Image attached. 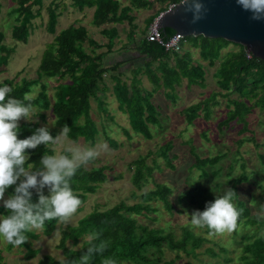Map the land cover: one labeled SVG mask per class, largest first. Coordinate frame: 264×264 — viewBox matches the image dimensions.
Returning <instances> with one entry per match:
<instances>
[{"label":"trees","instance_id":"1","mask_svg":"<svg viewBox=\"0 0 264 264\" xmlns=\"http://www.w3.org/2000/svg\"><path fill=\"white\" fill-rule=\"evenodd\" d=\"M68 1L70 2L69 6L74 8L75 12L83 13L85 10H92L91 23L95 28H101L100 34L106 37V42L99 44L89 36L88 31L82 25L72 24L56 33L57 22L62 12L59 11L58 4L51 2L47 6L46 30L54 37L53 41L44 47L36 73L37 76L31 79L21 78L19 82L14 77L1 82L0 86L9 85L12 92L8 95L17 99H23L25 93L31 94L33 88L38 87L36 95L32 96V103L38 110L36 116L42 121L46 118V114L43 112L50 111L54 116V127L53 129L48 128L50 134L55 137L57 135L56 130H61L63 125L66 124L71 129L69 132L71 140L78 142L81 138L90 145L97 141V136L100 133L98 123L90 116L91 103L92 101L96 102L98 111L107 112L105 95L110 90L117 103V109L122 114L127 115L129 120L130 130L122 129L124 135L131 139L134 137L130 133L132 132L144 139H152L155 132L154 128L156 131L162 129L161 113L159 111L161 106L153 99L154 95L162 93L168 101L174 102L177 97L176 87L180 85L182 79H187L188 88L191 86L203 88L205 86L203 67L199 62H193L190 53H170L165 51L160 44L149 42L145 37V30L160 13L166 11L170 5L177 4L182 0H126L124 4L119 0ZM11 2L15 5L10 10V15L14 16V24H12L10 33L11 39L14 43L26 44L32 32V21L40 15L42 0H11ZM60 3L62 8L65 9L66 6L62 1ZM157 3L162 4V7L145 19L143 34L136 37L137 25L134 23L136 18L133 16V10L152 9ZM35 5H38V9L34 11L33 6ZM125 22L130 33L127 41L122 45V50L129 48L147 60L145 69L153 86L150 90L146 89L141 79L138 78L141 71L139 67L134 71L131 80L123 78L127 70L125 66L131 60L123 59L109 65L107 63L108 56L114 50L118 34V29L112 25ZM172 34L174 32L169 29L161 31L163 39H167ZM4 38L5 33L0 31V74L5 71L10 55L15 48L6 45ZM184 43H188L192 49H197L199 58L206 62L208 66H215L217 61H220L215 75L219 89L224 92V94H221L220 91L213 93L212 96L201 102L183 108L180 113L184 116L185 121L189 125H193V122L201 117V114L205 120L209 119L213 112L210 104L218 105L215 104L214 99L221 96L228 101L226 112L228 117L218 122V130L229 129L234 122L236 125H242L239 134L247 132L249 125L247 117L252 112L253 107L264 110V62H260L259 59L252 56L247 58L246 52L241 46L223 39L190 36L184 37L182 46L185 45ZM229 45H235L236 50L230 51L221 57L222 50ZM101 47L106 50L97 52L98 48ZM170 58H173L175 65H168L167 61ZM155 62L160 64L157 68L160 72L159 75L150 70V66ZM105 76H108L111 82V89L105 80ZM43 78H53L57 82L53 86L52 99L47 92V84L42 81ZM64 80L68 81L62 82ZM232 95L236 97L230 98ZM18 125V139H25L33 135L41 127L38 121H26L24 118L19 120ZM100 126L102 127L101 132L105 135L104 126ZM202 136L207 139L206 131L203 132ZM107 140L112 148L118 146L117 141L108 137ZM247 140L253 142L255 147L264 149V143L258 144L253 137L239 139L237 141L238 146H241ZM187 143L190 146L189 152L194 158V162L189 169L196 167L200 172L199 178H208L210 175L216 176L222 171L221 167L210 171H208V168H213L226 156V153L200 157L196 154L195 147L190 144V140ZM172 148V140H168L164 145L159 146L156 154L162 157L165 164L174 170L175 166L171 163V158H176V156H170L169 154ZM45 153L53 155L52 146L46 147L41 144L35 149H27L26 154L29 159L25 166L33 164L34 168H39L41 158ZM238 154V150L235 151V155ZM257 156L261 165L260 172L264 176V150L259 152ZM133 164L135 169L132 174V184L140 189L143 181L146 180L145 177H152L153 167L147 166L143 157L133 161ZM154 166L159 167L155 160ZM107 168V166L92 168L82 166L77 170L70 181V186L82 201L81 204L86 201L88 194L95 193L99 186L108 180V175L105 173ZM232 168V165H230L229 170ZM241 168L244 171L245 163L243 160ZM248 180L249 176L245 173L226 180L230 185L228 189H233L237 194L233 201L235 207L240 211L237 225L243 222L242 224L246 227L253 224L259 226L257 231L253 230L243 234L242 239L246 242L242 247L243 253L240 256V264H264V236L259 235V230L264 221L261 222L254 218L250 208L253 203H248L238 193L237 185ZM14 189L15 185L10 186L6 189L5 195L9 197L14 193ZM31 191L32 202H38L36 190L32 189ZM43 192L45 195H49L47 187ZM172 193V188L167 184L155 183L153 190L140 195L142 202L132 205L120 202L106 210L94 208L77 220L74 226L60 229V240L57 248L61 249L63 255L69 260L78 259L87 250L88 245L84 240L86 235L102 230V239L110 240L111 243L103 256L97 254L92 258L91 264H101L104 257L114 258L117 264H174L175 260L180 258L179 253L186 256H196V250L206 241L204 237L196 235L187 227H183L180 235L176 236L172 232H165L164 229L143 224L136 218L142 216L149 219L151 218L150 214L159 212L151 204V201L153 203L159 201L170 214L179 211L170 198ZM185 198L189 202L195 203L201 211L205 209L208 203L196 201L189 191L177 196L176 201L181 203ZM215 198L216 196L212 197L211 201H214ZM7 214H9L8 211L0 203V215ZM151 219L156 220L154 217ZM57 224L58 221L55 219L45 221L41 233L36 230L25 232L24 235L28 237V240L24 244L16 247L6 243L5 250L11 251L14 248H23L25 249L24 260L30 261L39 254V249L33 248L35 242L33 240L37 241L40 236H51ZM81 239L83 241L80 249H74L66 245L67 241H70L75 246ZM165 251L175 252V257L164 260ZM206 251L212 256H217L212 248H208ZM220 251L225 252V249L221 248ZM4 260L3 250L0 249V264H5ZM225 261L230 262L231 259L225 258ZM36 264H58V261L52 254H43Z\"/></svg>","mask_w":264,"mask_h":264},{"label":"rangeland","instance_id":"2","mask_svg":"<svg viewBox=\"0 0 264 264\" xmlns=\"http://www.w3.org/2000/svg\"><path fill=\"white\" fill-rule=\"evenodd\" d=\"M60 1L66 6L62 8ZM124 3L125 0H119ZM55 2L59 5V11L61 16L58 19L56 33L63 30L70 25H82L86 28L93 39L99 44L106 42V38L99 35L95 27L91 23L92 10H85V12H75L74 8L70 7L68 0H42V6L40 7V15L36 17L32 23V32L28 38L26 44L21 42H15L11 39V27L14 24V16L10 15V10L15 5L11 0H0V31L5 33L4 43L10 47H15L13 53L10 55L8 65L5 71L0 74V83L16 78L19 82L21 78H35L37 76V69L40 64V60L46 44L53 41L54 35L50 34L46 30L48 13L47 6L49 3ZM38 5L33 6V10H37ZM154 13V10L143 9L136 13L138 32H142L145 27V19ZM146 32V30H145ZM116 42L114 48L118 47ZM184 47H188V43H184ZM86 46V43H85ZM235 46V45H234ZM238 46V45H237ZM233 48L232 45L229 49ZM228 49V50H229ZM105 50L104 47L98 48L97 52ZM193 62H199L197 61ZM18 74V75H17ZM127 77L129 73L127 72ZM105 80L108 86L111 87V82L108 76H105ZM48 86V94L50 98H53L54 88L57 84L55 79L43 78ZM68 80H64L65 82ZM204 88L191 86L185 87V82L181 83L176 88L178 94L177 100L174 102L168 101L162 95H156L154 100L161 106L159 109L161 116L160 121L162 129L153 133V138L150 140L133 134L131 139L124 135L122 129L130 130L129 120L127 115L122 114L117 109V103L114 100L111 92L106 93V107L107 112L102 113L98 111L96 102L92 101V109L90 116L98 123V129L100 130L97 141L92 145L95 146L98 142H102L106 145L105 150H101L99 157L85 165L86 168L107 166L105 173L108 175V180L99 186L97 191L93 194H88L86 201L81 204L77 209V212L71 217L70 222L67 225L58 223L55 231L49 237L40 236L36 241L33 240V248L39 249V254L32 260H24L23 248H14L11 251H6V242L0 238V249L3 250L5 257V264H36L37 260L43 254H52L56 258L59 254L63 255L61 249L57 248L60 238V229H65L67 226H74L80 218L91 212L94 208L99 210H106L114 205L124 202L127 205H132L137 202H142L140 195L145 192H149L154 189L155 183H165L172 188V195L170 196L173 205L179 210L174 213H168L159 201L152 202L151 204L156 207L159 212L150 214L151 218H156L153 221L151 218L147 219L142 216L136 218L139 222L147 224L153 228L164 229L165 232H172L176 236H179L183 227H187L193 231L196 235H200L205 238L206 241L196 250V256H186L183 253L180 254V258L175 260L174 264H240V256L243 253V244L245 240L242 239L244 233L258 230V225H248L247 227L240 223L236 225V228L231 232H225L223 234L209 235V230L193 228L190 222V215L193 211L199 210L195 203L189 202L187 198L183 199V202L176 201L177 196L186 191H189L196 201H202L207 203L211 201V198L216 194H222L226 191L230 185L226 180H230L234 177H238L240 174L245 173L249 176L247 182H242L237 185L239 195L245 198L248 203L251 204V214L257 219L255 215L256 205H264V176L260 172V162L257 154L262 152L263 148H257L253 142L249 140L245 141L241 146H238L237 141L242 138L253 137L258 144L264 143V110L259 107H253L252 112L248 115L247 121L249 122L247 132L239 134L242 125H236L234 122L229 129L218 130V122L228 117L226 114L227 100L221 96H217L214 103H211V109L213 110L209 119L205 120L202 117L197 118L193 125H189L184 116L180 113L185 107L192 104L201 102L202 100L212 96L213 93L221 92L224 94L214 83V79L210 73L206 74V83ZM146 88L149 86L146 83ZM38 87H34L31 94L36 95ZM232 95L230 98H235ZM101 98V96H100ZM231 108V107H230ZM46 114V118L42 121L38 116L33 117L31 121H38L41 127H47L53 129L54 116L50 111L43 112ZM201 113V112H200ZM26 120V119H25ZM27 121V120H26ZM104 126L105 135L101 132ZM152 127V126H151ZM61 130H56L58 135ZM207 133V139L204 138L203 132ZM112 139L117 141L118 146L112 148L107 140ZM172 140L173 148L169 152L170 156L175 155L176 158H171V163L175 166V169H171L165 164L162 157L156 154L159 146L164 145L166 141ZM190 144L195 147V152L200 157L215 156L216 154L226 153V156L222 158L213 168H208V171L212 169L222 168V171L216 176L210 175L208 178H199V170L196 167L189 169L190 165L194 162L193 156L190 154ZM79 143L89 144L84 142L83 139H79ZM90 145V144H89ZM59 151V149H56ZM238 150V155H235V151ZM143 157L145 163L149 167H153L152 177H145L146 180L140 189L132 184V174L134 172L133 161ZM154 160L159 167L154 166ZM242 160L245 163L244 171L241 168ZM232 165V169L229 170V166ZM229 172V173H228ZM218 183V185H216ZM209 196H208V195ZM134 195V196H133ZM208 196V197H207ZM8 197L5 195L4 199ZM3 204V201L0 200ZM249 204V205H250ZM205 210V209H204ZM201 211V210H199ZM203 211V210H202ZM187 213V215H185ZM258 220V219H257ZM264 221V220H258ZM41 233L40 230H36ZM260 234L264 233V224L259 230ZM85 240V239H84ZM82 239L79 243L73 246L70 241H67V247L77 249L82 244ZM212 248L217 256H212L206 249ZM225 249V252L220 249ZM175 257V252L165 251L164 260H169ZM225 258L231 259L230 262H226Z\"/></svg>","mask_w":264,"mask_h":264},{"label":"clouds","instance_id":"3","mask_svg":"<svg viewBox=\"0 0 264 264\" xmlns=\"http://www.w3.org/2000/svg\"><path fill=\"white\" fill-rule=\"evenodd\" d=\"M183 3L187 4L184 11L192 13L191 23L195 24L205 17L207 8L201 0H190V3L183 0ZM236 3L243 10L251 12V19L264 20V0H236ZM11 92L9 85L0 86V200L9 213L0 215V238L18 247L28 240L25 232L42 229L45 221L55 219L64 225L70 222L82 203L73 192L70 181L79 168L96 160L106 145L98 142L92 146L71 140V129L66 124L55 137L47 127H40L33 135L18 139L19 120H32L38 110L29 93H25L23 99H17L8 95ZM41 144L52 146L54 154L45 153L39 168H34L33 164L25 166L29 159L26 150L35 149ZM13 185L14 193L4 199L6 189ZM45 187L49 195L44 194ZM32 189L38 195L36 203L32 202ZM235 197L237 194L233 189L216 194L214 201L206 204L205 210L191 213L192 227L207 228L209 235L233 231L240 216L233 202ZM185 215L189 217L187 213ZM255 215L258 220H264V205H256ZM102 234V230L87 234L86 252L72 260L59 254L56 257L58 264H91L95 255L103 256L111 242L102 239ZM77 249H80L79 245ZM101 264H117V261L104 257Z\"/></svg>","mask_w":264,"mask_h":264},{"label":"water","instance_id":"4","mask_svg":"<svg viewBox=\"0 0 264 264\" xmlns=\"http://www.w3.org/2000/svg\"><path fill=\"white\" fill-rule=\"evenodd\" d=\"M201 2L207 8V13L197 23H191L192 13L184 11L187 4L182 0L154 19L158 29H169L183 37L223 39L241 46L253 58L264 62V20L251 19V12L243 10L236 0Z\"/></svg>","mask_w":264,"mask_h":264},{"label":"crops","instance_id":"5","mask_svg":"<svg viewBox=\"0 0 264 264\" xmlns=\"http://www.w3.org/2000/svg\"><path fill=\"white\" fill-rule=\"evenodd\" d=\"M124 3H126V0H125ZM124 3H122V4H124ZM161 7H162V4L157 3V4L154 5V7L151 10H154V13H155ZM141 10H143V9L133 10V16H135V18H136L134 23L136 25H137V23H136V21H137L136 13L138 11H141ZM112 26H116V28L118 29V34H117L116 42H118L119 44H118V47L117 48H114V50L112 51V53L108 56V61H107L108 65L109 64H112V63H115V62H117L119 60H123V59L124 60H127V61H130L131 60V62H128L126 64V66H125V68H127V70L125 71V73H124L125 75H124L123 78L126 79V80H131L133 78L134 71L136 70L137 67H139L141 71H140V73L138 75V78L141 79V81L143 82V86L145 88H146V83H147V85L149 86V88H146V89H148V90L152 89L153 86H152V84L150 82V79L148 78L147 71L145 69V65H146L145 63H146L147 60L144 59L143 57H140L137 52H134L133 50H130L129 48L127 50H122V45L127 41V37H128V35L130 33V30H129V27H128L127 23L125 22L123 24H115V25H112ZM107 27H109V25H107ZM95 30H97V32L99 33V35L102 36L100 34L101 28L100 29L95 28ZM135 34H136V37H140L143 34V32H141V34H140V32H138V27H137L136 30H135ZM145 34H146V32H145ZM229 46L227 48H225V49L222 50L221 57H223L224 55H226L230 51L236 50V47L234 45H232L233 48H231V49H229ZM105 50H102V51H105ZM183 52L190 53L191 58L193 59V61H197V59H198L199 63L202 65L203 70L205 72V75H204L205 82L204 83H206V74L210 73L211 77L214 79V83L218 87L217 77L215 75V72H216L217 66L219 65V62L220 61H217V64L215 66H208L206 62H203L199 58L198 50L197 49L190 48L189 47V44H188V47L187 48H185L184 45H183L181 52L178 53V54H183ZM170 53H174V52H170ZM172 59L173 58H170V60L167 61L169 66L175 65V62ZM194 63H197V62H194ZM159 66H160L159 62H155V63L152 64V66H150V70L153 71V72H155V73H157V75H159L160 72L157 70V68ZM127 72L129 73V77H127ZM149 73H151V72H149ZM158 77L160 78V76H158ZM183 81L185 82V87L188 88L187 79H182L181 80V83H183ZM181 83H180V85H181ZM196 87H198V86H196ZM109 88L111 89V87H109ZM176 94H177V92H176ZM156 95H162L165 98L164 94H162V93H156ZM156 95H154V97ZM154 97H153V99H154ZM177 98H178V94H177L176 100H177Z\"/></svg>","mask_w":264,"mask_h":264},{"label":"built area","instance_id":"6","mask_svg":"<svg viewBox=\"0 0 264 264\" xmlns=\"http://www.w3.org/2000/svg\"><path fill=\"white\" fill-rule=\"evenodd\" d=\"M174 5L175 4H172L170 7ZM145 37L149 42H156L160 44L165 51L180 53L182 50L184 37L179 33H174L167 39H163L161 31L158 29L155 20H153V22L147 27ZM246 56L247 58L251 57V55L248 53H246Z\"/></svg>","mask_w":264,"mask_h":264}]
</instances>
